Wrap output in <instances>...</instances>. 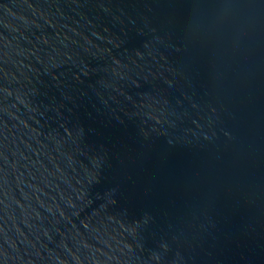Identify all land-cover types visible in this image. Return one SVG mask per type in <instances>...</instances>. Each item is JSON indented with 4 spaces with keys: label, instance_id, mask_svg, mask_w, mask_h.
<instances>
[{
    "label": "water",
    "instance_id": "water-1",
    "mask_svg": "<svg viewBox=\"0 0 264 264\" xmlns=\"http://www.w3.org/2000/svg\"><path fill=\"white\" fill-rule=\"evenodd\" d=\"M0 264H264V0H0Z\"/></svg>",
    "mask_w": 264,
    "mask_h": 264
}]
</instances>
